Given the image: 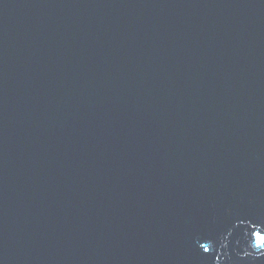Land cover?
Returning a JSON list of instances; mask_svg holds the SVG:
<instances>
[{
	"label": "water",
	"instance_id": "95a60500",
	"mask_svg": "<svg viewBox=\"0 0 264 264\" xmlns=\"http://www.w3.org/2000/svg\"><path fill=\"white\" fill-rule=\"evenodd\" d=\"M264 0H0V264H264Z\"/></svg>",
	"mask_w": 264,
	"mask_h": 264
},
{
	"label": "snow or ice",
	"instance_id": "6c2138e0",
	"mask_svg": "<svg viewBox=\"0 0 264 264\" xmlns=\"http://www.w3.org/2000/svg\"><path fill=\"white\" fill-rule=\"evenodd\" d=\"M257 241L261 244H264V236L257 235Z\"/></svg>",
	"mask_w": 264,
	"mask_h": 264
}]
</instances>
